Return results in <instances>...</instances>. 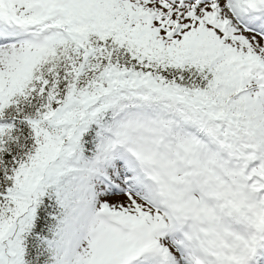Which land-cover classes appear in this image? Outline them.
<instances>
[{
	"label": "snow or ice",
	"instance_id": "6c2138e0",
	"mask_svg": "<svg viewBox=\"0 0 264 264\" xmlns=\"http://www.w3.org/2000/svg\"><path fill=\"white\" fill-rule=\"evenodd\" d=\"M0 264H264V0H0Z\"/></svg>",
	"mask_w": 264,
	"mask_h": 264
}]
</instances>
